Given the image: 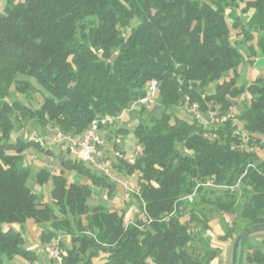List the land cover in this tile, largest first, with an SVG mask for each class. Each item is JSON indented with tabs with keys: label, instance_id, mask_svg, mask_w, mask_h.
<instances>
[{
	"label": "trees",
	"instance_id": "16d2710c",
	"mask_svg": "<svg viewBox=\"0 0 264 264\" xmlns=\"http://www.w3.org/2000/svg\"><path fill=\"white\" fill-rule=\"evenodd\" d=\"M4 1L0 264L33 261L24 245L29 221L41 227L43 246L58 232L71 235L64 264H89L99 252L102 264H211L220 249L211 243L209 213L237 217L221 243L264 226V159L253 149L264 135V75L238 84L241 66L264 58V0ZM152 80L163 112L138 122L132 133L143 153L117 165L137 176L142 218L126 223L107 206L90 208L94 188L109 193L115 182L81 161L62 158L57 172L35 174L24 164L28 149L50 152L37 140L12 138L22 120L77 137L95 118L129 108ZM34 93L42 99L35 109L16 97ZM185 96L202 111L230 116L209 127L178 118L173 112ZM32 181L50 182L47 199ZM250 235L238 246L237 264H264V242Z\"/></svg>",
	"mask_w": 264,
	"mask_h": 264
},
{
	"label": "rangeland",
	"instance_id": "374dc122",
	"mask_svg": "<svg viewBox=\"0 0 264 264\" xmlns=\"http://www.w3.org/2000/svg\"><path fill=\"white\" fill-rule=\"evenodd\" d=\"M4 2H5L4 0H0V12H2L4 9L3 8ZM258 62L260 64H264V59L262 58V60L260 59L256 60L255 63H258ZM253 64H248L247 65L248 68L246 67L245 72L239 75L242 77H240V79L238 80V84L250 82L257 75V73H259V70H254L255 66ZM209 91H213V88L210 87ZM16 97L18 98V100L21 101L23 105L32 107L33 109L38 108L42 101L41 96L38 93L32 94L31 98L26 99V100L19 95H16ZM137 111L138 110H136L135 112L128 113V115L127 114L124 115L120 120L117 121V126L113 125V126L108 127V129H106V132L104 133V137H103L104 143H105L104 144L105 156L100 164L102 167H106V166L109 167L110 169L109 176L107 177L112 182H115V189L107 193L106 189L94 188L92 197L88 201L90 208L99 204V205L107 206L110 210H115L119 213H123L124 221L126 223L133 222L136 219H138V217L142 218V215L139 213L138 202L136 201L134 197L138 189L137 176L135 174H132L131 176H125L123 167L122 169L117 167L119 158L115 155V153L119 152L123 156L128 155L134 147L133 141L131 142L126 141V140H131L132 138V137H129L128 134L132 132V130L138 124L139 121L143 123H148L149 118L159 117L161 113L163 112V107L159 104L158 99H156L154 104L146 107L144 111H141V112H137ZM173 113L178 118H181L187 121H192L194 119L193 116L190 113H188L187 110L183 107V103L179 104V107L176 108ZM18 125L19 126L16 125L17 131L13 133V136H12L13 139H15L17 136H21L22 138L26 140L28 139L37 140L43 146L45 150H48L50 152V154H43V153L37 152L33 148L28 149L23 153L24 164L32 168L33 174H35L40 168L50 170L51 172H57L58 168L60 167L61 159L68 158L70 156L65 151V148L63 147L62 143H58V142L56 143L53 140L54 132L56 128H52L50 124H48L46 127H41L38 122H36L33 119H29V118L22 120ZM120 127H122V129L124 130L126 129L127 132L120 133L119 131H116ZM258 139H259V143L255 144L253 149L257 151L259 155V159L263 160L264 159V135L258 136ZM127 144L131 146V149L129 150L126 149ZM241 148L248 149V146L242 145ZM93 170L98 174H102V172L98 169H93ZM67 176L69 180H73L74 179L73 177H76L71 172L67 173ZM82 180L85 181L84 178H82ZM30 186H32V188L36 192H44V194L46 195V199L48 198L47 194H48V190L50 187V182H48L43 187H39L38 185H35L32 181L30 183ZM216 193H218V191H216ZM207 208L209 209V207L207 206L205 208L206 211H207ZM209 217L211 218L210 237L212 239V242H211L212 246L219 248L220 253H222V250H224V252L227 253V257L224 256L221 259L222 261L219 262V264H231L230 256L228 255V253L230 252V249H232V244H231L232 240L230 239L224 243H221L219 240V236L226 232L227 226H228L227 223H230L233 220H237V217L236 215H232V216L220 215L216 211L209 213ZM34 225L38 229H36L35 232H33V235H31L30 237H33L32 239L33 241H37V243L38 242L40 243L39 233L41 231V227L37 226L34 222H31V221H29L28 224H26V227L34 226ZM28 235H29V232L26 229L24 237L27 238ZM58 235L61 236L62 240L65 242L66 247H70L72 245L71 235L63 234L62 232H58ZM250 240L254 244H259V245L262 244L264 242V230L252 233L250 235ZM40 245H43V244L40 243ZM89 251H87V253L82 256L83 262L87 261V256L89 254ZM248 251L251 252V250H248ZM217 258H215L211 262V264H218ZM12 264H33V263L26 261L22 257H17L16 261L14 260Z\"/></svg>",
	"mask_w": 264,
	"mask_h": 264
},
{
	"label": "built area",
	"instance_id": "2783aa9c",
	"mask_svg": "<svg viewBox=\"0 0 264 264\" xmlns=\"http://www.w3.org/2000/svg\"><path fill=\"white\" fill-rule=\"evenodd\" d=\"M158 91V83L154 80L150 81L145 89L144 95L138 100L130 104L129 108L123 110L116 116H104L95 118L89 127L77 137H72L68 134L55 129L53 140L57 143H62L65 151L69 156L77 161H81L92 169H98L103 175L109 176V167H102L101 161L104 159V139L102 136V128L113 126L123 115L129 111L139 110L142 106L148 107L154 104ZM183 107L190 113L196 121L203 122L206 126H214L225 121L230 113L221 115L216 110L207 109L202 111L197 102H192L188 96L184 97ZM221 115V116H220ZM205 136L215 137V134H206ZM143 153L142 147L135 145L132 151L123 156L116 152L115 155L119 159L125 160L129 164H134L138 156ZM43 254L50 261V264H64L66 251L63 246L61 236H56L52 241L42 248Z\"/></svg>",
	"mask_w": 264,
	"mask_h": 264
},
{
	"label": "crops",
	"instance_id": "0c3cea01",
	"mask_svg": "<svg viewBox=\"0 0 264 264\" xmlns=\"http://www.w3.org/2000/svg\"><path fill=\"white\" fill-rule=\"evenodd\" d=\"M264 59V58H263ZM259 60V59H258ZM260 60H262V58H260ZM256 64V65H255ZM258 64H259V66H258ZM248 64H243L242 66H241V68H240V75L243 73V72H245V69H246V67L248 68V66H247ZM255 67H254V70H259V73H257V75L253 78V79H255L257 76H263L264 75V64H260L259 62L258 63H254L253 64ZM247 71V70H246ZM240 77H242V76H240ZM252 79V80H253ZM251 80V81H252ZM250 81V82H251ZM125 115H126V113H125ZM127 115H128V113H127ZM106 132V130H103L102 131V133H103V137H104V133ZM132 134V135H131ZM117 135V134H116ZM129 137H132L131 138V140H126V141H133V144H134V146L136 145V142H135V137H134V135H133V133L132 132H130L129 134ZM126 149H131V146H129V144H127V146H126ZM74 179H75V177H73ZM26 224H28V222L26 223ZM15 228H17L16 226H14ZM30 227V228H29ZM27 226L26 227V225H25V230L27 229L28 230V232H29V235H28V237L27 238H25L24 237V245H25V247L27 248V249H30V250H32L33 251V256L31 257L32 258V260L33 261H28V260H26V261H28V262H30V263H33V264H50V261L47 259V257L43 254V252H42V248H43V245H40V243L38 242L37 243V241H33L32 239H33V237H30L31 235H33V232H35V230L36 229H38L35 225L34 226ZM38 239V238H37ZM67 248H70V247H67ZM225 249V248H224ZM228 255L230 256V261H231V249H230V252L228 253ZM222 256V257H221ZM224 256H226L227 257V253H225L224 252V250H222V253H220L219 255H218V264H219V262H221L222 260V258L224 257ZM105 257H106V254L104 253V252H99L96 256H94V257H92L91 258V260H90V262H89V264H102L103 263V261H104V259H105ZM16 259L17 258H15L14 260L16 261ZM13 260V261H14ZM224 260H225V258H224ZM13 261H11L10 263H8V264H12V262Z\"/></svg>",
	"mask_w": 264,
	"mask_h": 264
},
{
	"label": "water",
	"instance_id": "95a60500",
	"mask_svg": "<svg viewBox=\"0 0 264 264\" xmlns=\"http://www.w3.org/2000/svg\"><path fill=\"white\" fill-rule=\"evenodd\" d=\"M264 230V226H254L251 228L246 229L245 231H243L242 233H240L236 239L234 240L233 244H232V249H231V264H237V251H238V246L241 242V240L254 233V232H258V231H262Z\"/></svg>",
	"mask_w": 264,
	"mask_h": 264
}]
</instances>
